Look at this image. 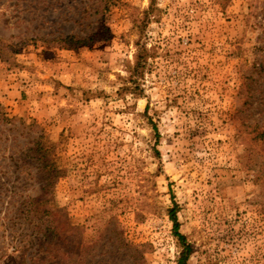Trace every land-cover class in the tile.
<instances>
[{
    "label": "rangeland",
    "instance_id": "1",
    "mask_svg": "<svg viewBox=\"0 0 264 264\" xmlns=\"http://www.w3.org/2000/svg\"><path fill=\"white\" fill-rule=\"evenodd\" d=\"M173 209L187 264H264V0H0V264H179Z\"/></svg>",
    "mask_w": 264,
    "mask_h": 264
},
{
    "label": "trees",
    "instance_id": "2",
    "mask_svg": "<svg viewBox=\"0 0 264 264\" xmlns=\"http://www.w3.org/2000/svg\"><path fill=\"white\" fill-rule=\"evenodd\" d=\"M88 39L91 38L79 39L76 36L69 35L66 36L65 38L58 37L55 40L58 41L59 45L61 46H65L69 44L72 47L74 45L76 46L79 44L88 45ZM135 58H136L135 64L131 69L133 79H137L138 76H141L143 69L145 68L147 61V54L145 53L144 49L138 51V54H136ZM41 159L42 161H44V170L46 173V186L48 187L53 182L51 174L54 172V166H53V162L48 158L43 156ZM47 214H49V212H47ZM171 219L174 223L175 235L183 246V251L181 252L178 263L187 264L191 254V248L188 244H186L185 236L179 231L180 224L175 216L174 209L171 211ZM64 233L67 234L68 231L66 230L63 233L61 231H58V227L56 226L55 221H51V226L48 228V233L47 232L42 233L38 237V240L42 241V243L38 246V248L44 249L43 254H52L53 258H57L58 262H60L61 261V258H59L60 255L68 253L69 249L66 250V248L72 246V241L66 244L65 241H63V239L61 238L60 235ZM19 264H34V263L32 261L31 262L21 261Z\"/></svg>",
    "mask_w": 264,
    "mask_h": 264
}]
</instances>
